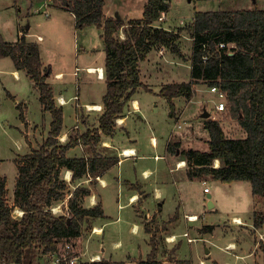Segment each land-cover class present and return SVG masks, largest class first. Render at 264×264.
<instances>
[{
  "label": "rangeland",
  "instance_id": "rangeland-1",
  "mask_svg": "<svg viewBox=\"0 0 264 264\" xmlns=\"http://www.w3.org/2000/svg\"><path fill=\"white\" fill-rule=\"evenodd\" d=\"M145 2L146 0H120L119 14L124 17L123 20L125 18L139 20L142 18ZM169 2L170 8L165 19L163 22L157 21L155 25L174 31L177 28L190 26L194 15L199 12H235V10H250L255 7L264 9V0H169ZM58 8H61L59 0H0V39L14 42L21 26L22 34L27 33L25 41L37 43L41 52L40 59L45 61L43 65L50 67L52 74L47 76V82L53 86L55 93L61 90L62 96L69 99L79 90L83 103H99L105 91V80L97 76V70L90 73L85 67L104 66L102 31L95 25L76 28L70 13L60 12ZM125 30L126 28L123 33ZM38 36H41L40 41L36 39ZM180 37L182 58L166 49L164 55L163 50L161 54V51L153 49L147 53L146 60L139 63L140 81L145 89H137L132 98L137 100L141 110L130 112L124 127L128 132L130 131L131 139L136 140L135 148L139 149L138 154L145 157L136 159L137 161L135 157L127 158L120 169L124 176L131 174L138 179L143 177V171L149 169L151 172L146 176L145 184L141 180L138 181L141 185L144 184L143 187L146 185L147 192L154 190L156 186L160 189L159 200L163 202L160 212L157 213L158 215L152 214L153 217H149L148 221L142 220L147 225L145 227L155 233L154 236L151 234V237H154V245L158 247L155 257L160 259L159 264L177 262V258L173 257L172 247L175 246L177 257L183 260L192 258L194 264H198L200 260L211 264L206 259L209 256L205 253V248H210L211 259H216L220 264L230 262V252L224 248V241L228 240L234 243L233 247H236L238 254H252V257L239 260L237 264H264V225L259 229L250 228L253 214L264 212V198L253 199L248 182L219 183L207 177L203 180L185 181L182 185L181 182H175V185L169 172V166L174 167V160L156 161L154 158L155 155L157 158L166 155L164 147L170 135H174L172 142L180 143L182 150L207 151L208 131L204 128V120L207 119L217 121L228 138L245 137V131L238 121L230 117L227 101L225 111L218 113L214 110L218 98L209 92L210 86L203 81L194 86L195 98L190 102L185 97L172 100L176 111L186 112L185 118L179 122L183 125L174 129V121L169 115V104L166 99L158 96V92L164 84H181L191 79L188 59L191 58L192 40L185 29L181 31ZM12 69L10 59L0 60V174L6 177L9 205L13 203L15 178L18 174L14 162L20 161L31 152V148H36L47 138L51 121V116L40 109L33 82L23 71H20L18 78L15 79L11 73ZM57 71L63 73V79L55 80L53 76ZM147 89L150 91H146ZM12 97L16 98V104ZM74 103L75 100L70 101L63 107L61 134L67 132L76 122L77 125H82L80 130L84 129L83 132L87 129L92 130L93 126L97 125L96 114L99 111L92 112L87 121L84 112L75 113ZM153 103H156V108L150 112L147 109ZM17 105L20 106L19 109L16 108ZM82 109L87 111L86 106ZM20 111L23 119L20 118ZM89 112L91 111H87ZM204 112L209 113L208 118L202 116ZM144 114L153 116V120L137 119V115ZM76 117L79 120H76ZM185 119L187 122L184 121ZM148 120L151 122L152 131L147 127ZM116 123L118 124V120ZM61 134L58 140L64 144L67 138L65 139ZM151 135L158 142L157 148L151 147ZM124 139V131L116 130L114 142L120 143ZM85 150L90 155L93 154L92 150L86 147ZM79 152L80 150L76 148L74 151L70 150L67 156L74 157V154L78 155ZM214 162L213 165L219 166L217 160ZM184 166L188 169L187 165ZM180 173L182 174L179 172L175 176ZM163 176H166L165 180L162 179ZM204 188L208 189L209 197L204 192ZM71 189L72 187L68 186L65 194L71 192ZM67 195L62 202L55 204L57 207L54 206L52 212L55 216L67 215L65 205ZM102 195L105 216L94 221L102 226L101 233H91L94 225L91 218L83 220L80 248L77 252L82 256L78 264H133L129 263L131 259L127 261L129 256L146 258L150 251L148 246L150 236L145 234L142 222L133 213L132 206L125 207V196H119L117 188L113 186L112 190L107 189ZM155 201H149L148 209H157L159 202ZM210 201L214 202V208H209ZM82 204L87 208L86 204ZM15 212V215L21 213L18 210ZM186 214L197 215L199 221L188 222L184 218ZM235 217L240 219V224L234 222ZM136 224L137 227L133 231ZM206 225L215 226L214 231L203 238L199 237L200 229L205 231ZM170 229L177 238L176 243L172 245L168 243ZM187 231L189 238L201 239L189 244L182 237ZM95 256L98 259L93 262L91 258ZM34 260V264H54L52 255H42L41 250L36 252ZM0 264L3 263L0 261Z\"/></svg>",
  "mask_w": 264,
  "mask_h": 264
},
{
  "label": "trees",
  "instance_id": "trees-1",
  "mask_svg": "<svg viewBox=\"0 0 264 264\" xmlns=\"http://www.w3.org/2000/svg\"><path fill=\"white\" fill-rule=\"evenodd\" d=\"M59 2L61 9L73 14L76 28L95 25L102 29L106 84L102 114L97 128L84 133L76 130L66 143L61 144L58 138L63 122L62 109L55 104L52 88L47 82L51 70L40 60L37 43L26 42L24 34L16 43L0 39V58L8 57L16 71L25 72L38 91L42 110L51 116L47 138L36 148H31L20 161L14 162L18 174L12 205L7 202L6 177L0 174L1 263L34 264L38 250L43 254H59L66 244L78 252L83 220L103 217V210L99 203L92 208L83 207L82 199L89 195V190L80 186L66 201L67 215L55 216L52 209L64 200L68 189L61 177L62 170L71 171L72 181H75L86 175H98L115 161L95 154L101 134L111 136L114 133L116 120L123 114L133 93L139 88L145 89L140 81L139 63L146 60L147 53L164 48L183 57L180 53L183 29L192 40L191 79L181 84L164 85L158 96L166 99L171 111L173 99L192 98L194 86L203 81L226 94L230 117L245 131V137L231 139L217 121L204 120L208 150L180 151L188 167L187 177L190 180L208 177L219 183L245 181L250 184L253 199L264 198V9L199 12L190 26L174 31L155 25L161 14L169 11V0H146L142 18L128 20L124 38L120 39L118 31L124 23L105 19L104 0ZM221 43L225 47H219ZM228 44L234 47L227 48ZM20 118L23 119L21 111ZM78 145L92 150V156L69 158L68 151ZM176 147L175 143L168 148L173 152ZM216 160L219 167L213 165ZM15 210L22 212V216H16ZM252 218L254 229L264 225V212H255ZM211 229L207 226L205 230ZM145 230L149 232L148 227ZM153 238L147 259L136 264H159ZM176 264L191 262L177 261Z\"/></svg>",
  "mask_w": 264,
  "mask_h": 264
},
{
  "label": "crops",
  "instance_id": "crops-1",
  "mask_svg": "<svg viewBox=\"0 0 264 264\" xmlns=\"http://www.w3.org/2000/svg\"><path fill=\"white\" fill-rule=\"evenodd\" d=\"M104 4L105 5H104L103 13H104L105 19H108V18L116 19V20H119V21H121V22L124 23V26L118 31L119 38L120 39H123L124 38L123 30H124V28H127L128 19L125 18L126 20L125 19L123 20L124 17L121 16V14H119L120 11H119V6L118 5L121 4L120 3V0H104ZM58 10L60 12H62V11L63 12H66L65 10H63L61 8L60 9L58 8ZM114 13H116V16H114ZM70 15L73 17L72 23L75 25L73 14L70 13ZM99 30L102 31L101 28H99ZM26 34L27 33H24V37L27 40V38L25 36ZM20 35H23L22 34L21 26L18 29L17 39L14 42H9V41H6L4 39H1V40L4 41V42H7V43H16V41L18 40V37ZM121 35H122V37H121ZM36 39H37V41H40L41 36H38ZM164 50L165 49L163 48V55L167 51V50L166 51H164ZM160 51H161L160 53L162 54V50H160ZM39 55H40V58H41V52H40V50H39ZM6 58H8V57L0 58V60L1 59H6ZM188 60L190 61V59H188ZM42 63L44 64L45 61H42ZM11 64H12V68H13L11 70V73L14 75L15 79H17L20 71H22V70L16 71L15 68H14V64H13L12 61H11ZM91 68L97 69V70L98 69H101L102 77H103V80H104L103 67H101V66H99V67H92L91 66V67H85V70H87L88 72H90L89 70ZM51 74H52V72H51ZM53 77L55 78V80H61V79L64 78L63 77V73L60 72V71L55 72ZM47 81H48V79H47ZM50 86H51L52 91H53V96H54L55 104L61 107L62 114H63V107L68 102H70V101L71 102H74V100H75V103H74V105H75V109H74L75 113L76 114H79L78 112H80V111L84 112L85 113V117L87 118V121L89 119L90 114H92V112H95V111H91V112L87 113V111H85V110L82 109L83 106L85 107V106L92 105V104L100 106L101 107V110L96 114V117L99 119L100 115L102 114L101 113L102 112V99H101V102H99V103H95V102H92V103H83V99H81L82 98V95H81V92L79 90L76 93V95H74V97L69 98V99H66L64 96H62L61 90H59L58 92L55 93V90L53 89V86L51 84H50ZM33 88L35 89L34 84H33ZM105 89H106V84H105ZM104 93H105V91H104ZM104 93H103V96H104ZM36 96H37V99H38L39 96H38V91L37 90H36ZM103 96H102V98H103ZM132 97L128 101V103L126 104V106L124 107L123 114L117 119L118 121L121 120V123H118V124L115 123V127H114V130H113L114 133L111 136H106L104 134H101L100 142L98 143V145L95 148L97 150L94 151L95 154H97L99 157H104V158H108V159L115 160V161H113L112 164L107 167V169H105L104 171H101L100 173H98V175L97 174L94 175V176L93 175H86V176H83L82 178L76 179L75 181H72V172L69 171V170L63 169L61 175H63V179L66 182V185L72 187L71 192L66 193V194H68L67 195L68 198L71 196L72 192L76 190L77 187H80V186L81 187H86L89 190V195L85 196L82 199V203L86 204L87 205V208L95 207V205H97L98 203L101 204L102 210H103V217H100V218H104V216H105L104 208H103V204H102V199H103L102 192L105 191V190H107V189H111L112 190V186L115 187V188H117V194L119 196L120 195H124L125 198H126V200H125V203H126L125 204V207L126 206H128V207H131L132 206L133 213L142 222V227H143V230H144L145 234H147L148 236H150V240L148 242V246H149V250H150L149 253H150L151 252V249H152V245L150 243V241H151V234H153V233L151 232V229H149V232L150 233L145 230V228H146L145 225L146 224L143 221H148L149 220V217H153L154 213H156V215H158L157 213L160 212V210L162 208V205H163V202H161L159 200L161 198L160 189L156 186L154 188V190L147 192L146 185L143 187V185L145 184L144 181L146 180V176L151 172V170H149V169H148V171H143L142 172L143 177L141 179H138L135 176L133 177L131 174L130 175L125 174V176H124L123 175V172L121 171V169H122L121 166H122L124 160H126L127 158H130V157L134 158L135 157V161H137L136 159H140V158L144 159L143 157H145V156H140L138 154V152H139L138 150L139 149L135 148L136 140H132L131 139L130 131L128 132V130H126V128L124 127L126 125L127 116L129 115V113L130 112L134 113V111L137 112V111H140L141 110L139 108L140 105L137 102V100L136 99H133ZM12 98H14V97H12ZM193 98H195V97H192L190 99H187V101L190 102ZM14 99H15V104H16L17 103L16 98H14ZM59 99H63L65 101V104L60 103ZM39 104H40V101H39ZM41 108L42 107H41V104H40V109ZM148 108H149V109H147L148 111L153 112L155 110V108H156V103L150 104L148 106ZM169 111H170V109H169ZM44 113L45 114H48L47 112H44ZM185 113L186 112L180 111V110H177L176 111L174 108L169 112L170 118L174 121V129H178V128H180L181 125H183V124L180 125L179 122L181 120H183V118H185ZM48 115H50V114H48ZM136 117H137V119H143V120H144V118H146V119L147 118H149V119H152L153 118V116H149L148 114L147 115L144 114L143 116L142 115H137ZM63 118H64V114H63ZM77 119L78 118L76 117V120ZM98 119L95 122L97 125H94L93 128H97V126H98ZM184 121H186V119ZM184 121H183V123H184ZM76 123L67 132H63L61 134V135H63L65 137V139L67 138V141L69 140L70 135H72L74 133V131H76V130L79 131V132L84 133L83 132L84 129L80 130V126H82V125H79V124L77 125ZM148 123L149 124H148L147 127H148L149 130H151V122H150V120H148ZM62 126H63V124H62ZM87 130H89V129H87ZM116 130L124 131L125 139H124L123 142H120V143H115L114 142V135L116 134ZM173 137H174V135H170L167 138V140H166L165 147H164L165 148L166 155H164L162 157H159L158 156V158H157V155H155L154 158L156 159V161H159V160L166 161L167 159H171L169 161H173L174 160V167L173 166H169V172L172 175L173 184H175V182H181V185H182V183H185V181L192 182L194 180H197V179H191V180L188 179V177H187V169H185V166H183V167H180L179 166V163H184V165H186V163L182 160V157L180 155V151L182 150L181 147H180V143L172 142V138ZM150 143H151V147L152 148H157V146H158L157 143L158 142H157L156 138L154 136H152V135L150 136ZM175 143L177 144V147H176V149H174L173 152H171L168 147H170L171 145H173ZM76 148L78 150H80L79 154L78 155L77 154H74V157H69V158H75V157H85V158H87V157H91L92 156V155H90V153H88L85 150V146H82V145L75 146V148H72L70 150H73L74 151ZM126 151H130V154H125ZM217 163L219 165V162L218 161H217ZM179 172H182V174L180 173L179 175H176L175 176V174H177ZM162 179L165 180L166 179V176H163ZM138 180H141L144 184L141 185ZM154 182H155V180H154ZM205 193H206L207 197H209V195H208V194H210L209 191L208 192H205ZM151 200H156L155 202H159L158 205L156 206L157 209H155V208H152V210L148 209V204H149V201H151ZM62 201H60V202H62ZM65 204H66V202H65ZM212 204L213 205H212L211 208H214L215 207L214 202ZM140 214H142V216ZM188 215L195 216V214H188ZM196 217H198V216L196 215ZM235 218L238 219V217H235ZM95 219H99V217H96ZM95 219H90V220H92V222L94 223ZM196 220L199 221V218H197ZM251 225H252V227L250 226V228H253V221L251 222ZM207 226H211L212 229L211 230H205ZM136 227H137V224L133 227V231H135ZM206 227L204 228L205 231H201V229H200V231H199V237H202L203 238L206 234H211V232H213L214 229H215V226H213V225H206ZM93 228L102 229V226H99L97 223H94ZM171 230L172 229H170L171 235H169V237L174 236V234L171 232ZM205 232H207V233H205ZM90 235H91V233H90ZM188 236H190L189 235V232H188ZM199 237L198 238H194L196 240L193 241V242H196V241H198V239H201ZM174 238L177 240L176 235L174 236ZM185 239L187 240V238H185ZM259 240L261 241V239H259ZM193 242H188V243L189 244L190 243L192 244ZM224 242H225V246H224L225 250H228L230 252V254H229L230 255V262H224V264H237L239 262V260L246 259V258H248V257H250L252 255L250 253H246V254H242V255L241 254H238L236 252V247H233L234 246V243L231 240L224 241ZM168 243H170L169 245H172V244H174L176 242L175 241H170ZM155 247L158 248L157 246H155ZM172 248L174 249L173 257H176L177 258L176 261H186V262L187 261H190L191 264H194L192 258H189L187 260H183V259H180L179 257H177L176 251H175L176 246L175 247H172ZM254 249H255V247H254ZM149 253H147V255ZM156 253H157V250H156ZM205 253H208L207 256H209V257H207L206 259H208L211 263L212 262H216L217 264H220L219 261H217L216 259H211V256L209 255L210 254V248L209 249L208 248H205ZM42 255H45V254L42 253ZM49 255H51V254H49ZM147 255L145 256L146 258H144V259L142 257L136 258L134 256H129V258L127 259V261H129L131 259L129 261V263L136 264L137 260L139 261V260H145V259H147ZM157 261L160 262V259H157ZM160 264H165V262H161ZM198 264H206V263H204L202 260H200Z\"/></svg>",
  "mask_w": 264,
  "mask_h": 264
},
{
  "label": "built area",
  "instance_id": "built-area-1",
  "mask_svg": "<svg viewBox=\"0 0 264 264\" xmlns=\"http://www.w3.org/2000/svg\"><path fill=\"white\" fill-rule=\"evenodd\" d=\"M165 15L166 14L163 12L157 21L163 22V20L165 19ZM219 47H221V48L225 47V44L221 43V44H219ZM226 47L232 48L234 46L232 44H228V45H226ZM97 76L100 78H103L102 74L99 71H97ZM208 90L210 93H212L214 96H216L218 98V102L214 105V110H216L218 113L225 111V109H226V94L221 89H218L214 86L209 87ZM59 101H60V103L64 104L63 99H59ZM86 109H87V107H86ZM100 110H101V108H100ZM100 110H92V111H100ZM87 111H90V110L87 109ZM214 167H218V166L214 165ZM204 192H208V189L204 188ZM52 212H54V208L52 209ZM14 213H16V212H14ZM16 216L21 217L22 212L19 214L17 213ZM184 218L188 221H196V219H197L196 216L187 215V214H186V216H184ZM91 233H94V234L101 233V229L93 228ZM182 237L187 238L188 242H193L196 240L194 238H189L187 232L183 233ZM168 239H169L168 240L169 242L170 241H176L174 236L168 237ZM51 255H52L53 260H54V262H52V263H54V264H78V262L80 260L79 258L82 256L81 253L77 254V252H74L73 247L70 244H66L64 246L63 250L59 254H51ZM97 259H98L97 256L94 258H91V260L93 262L96 261Z\"/></svg>",
  "mask_w": 264,
  "mask_h": 264
},
{
  "label": "bare ground",
  "instance_id": "bare-ground-1",
  "mask_svg": "<svg viewBox=\"0 0 264 264\" xmlns=\"http://www.w3.org/2000/svg\"><path fill=\"white\" fill-rule=\"evenodd\" d=\"M94 70H97V69H93V68H91L89 71L91 72V71H94ZM97 71H99L101 74H102V72H101V69H98ZM17 75V74H16ZM64 104H65V101L63 102ZM87 107V109H89L90 111H92L93 109H96V110H100V108H98V106L97 105H92V106H86ZM118 123H121V120L120 121H118ZM125 154H130V151H126L125 152ZM179 166L180 167H183L184 166V163H179ZM134 199V198H133ZM234 222L235 223H241L240 222V219H237V218H234ZM96 257V256H95Z\"/></svg>",
  "mask_w": 264,
  "mask_h": 264
},
{
  "label": "water",
  "instance_id": "water-1",
  "mask_svg": "<svg viewBox=\"0 0 264 264\" xmlns=\"http://www.w3.org/2000/svg\"><path fill=\"white\" fill-rule=\"evenodd\" d=\"M202 116L205 117V118H208V117H209V113H208V112H204V113L202 114ZM212 205H213V204H212V202L210 201V202H209V208H211Z\"/></svg>",
  "mask_w": 264,
  "mask_h": 264
}]
</instances>
